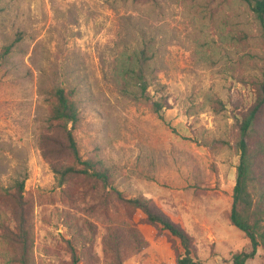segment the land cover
I'll use <instances>...</instances> for the list:
<instances>
[{
	"label": "rangeland",
	"instance_id": "374dc122",
	"mask_svg": "<svg viewBox=\"0 0 264 264\" xmlns=\"http://www.w3.org/2000/svg\"><path fill=\"white\" fill-rule=\"evenodd\" d=\"M144 43L153 53L146 76L165 86L167 122L125 81ZM263 57L261 27L241 0H0V188L24 181L32 197L34 264L69 262L67 213L97 227V264H105L106 227L139 217L118 202L106 215L80 181L58 185L38 146L53 87L77 91L82 158L102 161L129 198L152 197L181 216L206 261L213 245L195 220L204 219L202 205L232 204L234 115L254 103ZM220 238L214 249L223 254L244 247L243 239ZM11 257L0 236V264H14Z\"/></svg>",
	"mask_w": 264,
	"mask_h": 264
},
{
	"label": "trees",
	"instance_id": "16d2710c",
	"mask_svg": "<svg viewBox=\"0 0 264 264\" xmlns=\"http://www.w3.org/2000/svg\"><path fill=\"white\" fill-rule=\"evenodd\" d=\"M241 1L251 6L259 22L264 49V0ZM10 52L11 46H5L1 56L6 58ZM152 56L150 45L144 43L135 55V67L125 69L126 74H132L125 81L127 85H135L148 101L151 111L167 122L164 116V109L168 108L165 86L158 77L146 76L148 61ZM255 86L257 93L254 103L234 115L239 163L229 220L248 238L250 247L232 253L225 261L232 264H246L256 257L259 249L264 252V64ZM153 89L161 95H154ZM76 96L75 89L59 86L48 92L50 110L39 135L38 146L60 187L75 180L80 181L85 194L98 199L106 215L116 202L129 208L134 217L139 213L133 225L106 227L100 241L104 263L205 264L198 257L195 239L185 229L181 216L169 214L152 197L141 195L129 198L117 189L112 172L102 161L94 157L82 158L74 134L80 121ZM0 198V211L5 213V217L0 219V236L10 247V262L34 264L32 197L25 195L24 181H17L14 188L8 191L0 188ZM66 218V228L70 233L69 239H66L70 257L67 264L99 263L95 254L90 252L98 240L97 227L89 220L80 223L70 213Z\"/></svg>",
	"mask_w": 264,
	"mask_h": 264
},
{
	"label": "crops",
	"instance_id": "0c3cea01",
	"mask_svg": "<svg viewBox=\"0 0 264 264\" xmlns=\"http://www.w3.org/2000/svg\"><path fill=\"white\" fill-rule=\"evenodd\" d=\"M202 206L204 208V219L203 221H200L196 217L195 223L199 226L198 228H200L202 231L206 233V240L211 242L213 246L211 248L210 254L206 258L207 262L203 261L198 256L199 259L202 260L205 264H232L231 262L226 263L225 261L230 258L232 253L242 251V250H248L250 247L248 238H246L245 235L244 236L239 235L231 231L230 227L232 225L229 220V212H230L231 206H229V208H227L226 210H222L219 204H215L211 206L210 205H202ZM194 207H197V206H194ZM182 221H183V218H182ZM222 234L243 239L242 245H244V247L241 250H234V251L232 250L228 252L227 254H223L222 252L214 249V246L217 244V242L223 243V240L220 238ZM194 239H195L194 245L196 248V238L194 237ZM258 258H260L261 263L264 264V252L262 249H259L257 251L256 257L254 259L247 261L246 264H249L250 262H254V260Z\"/></svg>",
	"mask_w": 264,
	"mask_h": 264
}]
</instances>
